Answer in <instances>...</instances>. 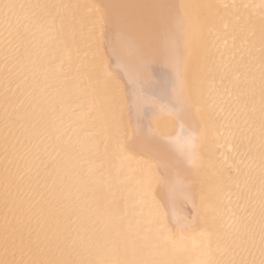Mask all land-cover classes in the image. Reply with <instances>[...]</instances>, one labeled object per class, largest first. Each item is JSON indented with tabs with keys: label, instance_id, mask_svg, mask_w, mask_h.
<instances>
[{
	"label": "bare ground",
	"instance_id": "6f19581e",
	"mask_svg": "<svg viewBox=\"0 0 264 264\" xmlns=\"http://www.w3.org/2000/svg\"><path fill=\"white\" fill-rule=\"evenodd\" d=\"M0 264H264V0H0Z\"/></svg>",
	"mask_w": 264,
	"mask_h": 264
}]
</instances>
